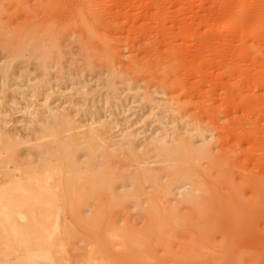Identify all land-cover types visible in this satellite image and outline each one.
<instances>
[{
	"label": "rangeland",
	"instance_id": "rangeland-1",
	"mask_svg": "<svg viewBox=\"0 0 264 264\" xmlns=\"http://www.w3.org/2000/svg\"><path fill=\"white\" fill-rule=\"evenodd\" d=\"M225 19L230 26L218 29ZM26 30L31 39L43 33L45 47L31 44L15 59L10 40L14 47H26ZM44 61L51 65L49 103L61 104L80 122L90 123V114L99 110L117 124L114 137L127 130L140 144L151 134L177 133L195 147L211 144V158L187 165L178 185L194 190V182V196L208 199L200 202L210 201L204 209H213L180 205L181 191H172L162 201L170 204L171 214L179 206V221L148 240L149 256L126 263L264 264V0H0V126L23 141L31 133L23 109L44 103L33 91L43 79ZM7 63L12 67L2 86ZM153 159L149 167L158 172L163 165ZM130 163L114 159L123 176L135 171L137 164ZM89 207L77 212L90 216L96 207ZM63 212L70 236L63 225V248H56L54 258L41 253L35 236L29 246L16 243L8 256L2 250L0 264L20 256L32 264L61 257L66 259L61 264H83L86 252L100 250L95 237L108 224L137 236L149 229L131 202L110 211L98 231L68 209ZM208 212L212 216L205 218ZM196 215L202 222H193Z\"/></svg>",
	"mask_w": 264,
	"mask_h": 264
},
{
	"label": "bare ground",
	"instance_id": "bare-ground-1",
	"mask_svg": "<svg viewBox=\"0 0 264 264\" xmlns=\"http://www.w3.org/2000/svg\"><path fill=\"white\" fill-rule=\"evenodd\" d=\"M229 26V21L225 19L217 28L225 30ZM31 32L28 30L24 32L26 41L24 48L14 47L10 40L9 47L14 51L15 59L24 55L21 53L22 49H28L32 46L31 44L39 50L45 47V41L41 37L43 33L31 39ZM42 54L49 55L47 51ZM31 58L35 59L33 55ZM40 65L43 79L33 86L35 94L32 93L34 96H42L40 98H43L44 103L37 109L32 105H27L23 109L25 118L23 123L27 131L31 132V136L28 134L29 138L26 136L28 139L24 138L26 140L23 141L18 136L7 134L0 126V252L4 250L8 256L15 253L16 243L25 242L26 246H29L30 238L39 236L41 253L44 254L46 250L54 258L57 253L56 248L59 250L63 248L64 238L60 237L62 232L59 231L63 225L64 235L70 236L65 230L67 215L64 214V209H68L72 217L75 216L78 220L91 224L93 229L98 231L103 219L109 216L110 211L131 202L136 209L141 210L140 214L148 221V231L137 236L108 224L100 229V236L95 237L96 245L100 250L86 252L83 259V264H128L131 263L129 259L133 261L139 257L149 256L148 240L155 234L162 235L166 228L171 227L170 223L175 225L174 219L181 215L179 206L175 204L178 207L171 214L169 213L172 211H170V204L162 201L163 198L166 199L172 195V191L182 192H180L182 197L178 198L179 202L182 201L180 205L191 204L190 207H192L194 203L195 208L201 205L203 209L199 207L200 209L197 210L202 212L211 208L209 205V209H204L210 201L204 202V204L207 203L205 206L201 204L203 200L208 199L194 196L193 191L198 189L194 182L190 185L195 188L194 190L185 189V183L178 185L181 179L187 176L183 172L187 165L198 159L211 158L210 143L200 148L195 147L193 142L186 141L177 133L151 134L146 136L140 144H138V136L127 130L114 137V130L118 128L117 124H114L113 119V121L103 119L99 110L90 114V123L80 122L73 112H68L65 108L61 109V104L53 107L54 103H49L48 91L52 89V83L47 77L51 65L45 61ZM11 67L12 63H7L1 70L2 86L6 85ZM127 82L129 84L130 81H124V83ZM112 90L114 91V88ZM15 107V111H18L19 108L16 105ZM26 145L29 148H20ZM117 157L126 158L128 162L137 164L135 171L128 173L130 174L128 176L119 174L123 169L114 166V159ZM153 158L161 160L163 168L157 169L160 173L149 167L155 160ZM164 178H167L166 183L162 182ZM120 183L122 185L119 187ZM120 188L123 190L117 192ZM148 188L152 190L151 193L147 192ZM182 198L183 200H180ZM195 199L199 203H195ZM166 203L169 205H165ZM89 205V208L94 205L96 211L90 216L81 217V214H85V210L77 212V209L79 211L81 207ZM143 205L146 206L143 207ZM211 214L212 212L205 218L212 216ZM201 216L204 215L199 217ZM197 217L196 215L193 218L195 219L193 222H202L199 220L202 218ZM175 220L179 221L177 218ZM51 222L55 225L51 226ZM202 227L203 224L198 226L200 229ZM204 236L208 234L204 233ZM208 237L200 240L204 241ZM197 242L202 243L199 240ZM20 257L21 259L17 258L15 262L8 264L24 262L32 264V261H28L24 256ZM135 257L137 259H134ZM64 261L66 259L61 257L51 264H61Z\"/></svg>",
	"mask_w": 264,
	"mask_h": 264
}]
</instances>
